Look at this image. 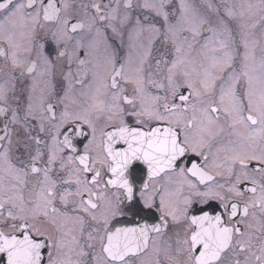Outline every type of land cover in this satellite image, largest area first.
Listing matches in <instances>:
<instances>
[{"label": "snow or ice", "instance_id": "1", "mask_svg": "<svg viewBox=\"0 0 264 264\" xmlns=\"http://www.w3.org/2000/svg\"><path fill=\"white\" fill-rule=\"evenodd\" d=\"M0 264H264V0H0Z\"/></svg>", "mask_w": 264, "mask_h": 264}]
</instances>
